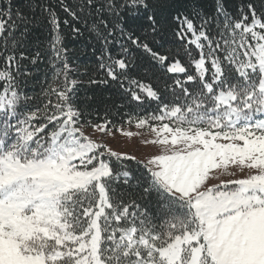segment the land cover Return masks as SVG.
Segmentation results:
<instances>
[{"label": "snow or ice", "instance_id": "snow-or-ice-1", "mask_svg": "<svg viewBox=\"0 0 264 264\" xmlns=\"http://www.w3.org/2000/svg\"><path fill=\"white\" fill-rule=\"evenodd\" d=\"M25 7L0 0V264H264V0H189L169 16L160 0ZM59 12L73 38L78 23L96 37L102 76L73 69ZM40 17L49 38L29 50ZM45 58L52 82L29 96L22 62ZM80 74L116 86L115 117L93 123ZM126 104L155 105L135 125L158 151L93 139L140 135L119 126Z\"/></svg>", "mask_w": 264, "mask_h": 264}, {"label": "trees", "instance_id": "trees-1", "mask_svg": "<svg viewBox=\"0 0 264 264\" xmlns=\"http://www.w3.org/2000/svg\"><path fill=\"white\" fill-rule=\"evenodd\" d=\"M68 3H74L75 0H66ZM162 5V12L165 16L169 14H175L176 9H184L188 6L189 0H160ZM204 3L209 4L210 0H203ZM240 0H227V4L230 9H235L237 3ZM26 0H13V6L19 8L21 11L27 14V9L25 7ZM257 7H259V0H255ZM61 20L68 19L69 24L66 26L63 23L61 24V31L64 35V46L68 49V61L72 65L73 69H78L81 73L85 70L88 74L94 75L96 77L102 76V73L97 70V59L99 55L100 43L93 36L83 24H76L80 28L81 34L75 35L71 31V25L73 21L70 17H66L63 12H59ZM131 23V22H130ZM165 35L169 41L167 47H174L171 37V30L175 27V23L168 20L164 25ZM29 50L37 46L39 42V47L43 48L45 42L49 38V28L43 17H40L34 26H30L29 31ZM95 49V51H94ZM195 54V53H194ZM26 67L29 75L25 78L26 83L24 86V91L32 97L40 98L42 89L46 88L51 81V70L45 58L43 61L38 62L36 65H32L27 61L22 62ZM151 75V73H149ZM163 75V73H158V76ZM74 79L80 81L79 85V99L86 100L90 110L93 112V123L98 122L99 117H96L95 114L99 113L100 116H103L105 110L109 111V118L116 116L117 109L113 106L114 104L120 103L119 97L117 94V89L115 85L102 86V85H87L88 75L80 74L73 77ZM167 79L168 77H164ZM155 83H160V80L157 79ZM155 105H145L140 106H128L127 104L120 108L119 111V126L129 125L124 123V120L131 116L133 123L138 116L144 115L147 111H150L154 108ZM115 122V121H114ZM132 124V123H131Z\"/></svg>", "mask_w": 264, "mask_h": 264}, {"label": "rangeland", "instance_id": "rangeland-1", "mask_svg": "<svg viewBox=\"0 0 264 264\" xmlns=\"http://www.w3.org/2000/svg\"><path fill=\"white\" fill-rule=\"evenodd\" d=\"M125 131H131L133 133H140V135H133L132 137L124 136L119 132H116L114 135L102 137L99 133H96L93 136V139L101 140L103 139L113 150L122 153H129L142 158L150 153L158 151L157 147L151 144H145V139H151L153 134L147 129L137 128L135 122L129 125L122 126ZM87 132L91 134V129H87ZM246 174V173H244ZM243 175L242 173L237 172V177H226L222 176L221 179H233L238 178ZM218 180L211 179L210 184L218 183Z\"/></svg>", "mask_w": 264, "mask_h": 264}]
</instances>
